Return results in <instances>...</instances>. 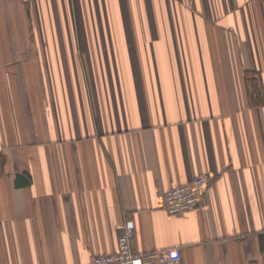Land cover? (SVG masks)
<instances>
[{"label": "crops", "instance_id": "obj_1", "mask_svg": "<svg viewBox=\"0 0 264 264\" xmlns=\"http://www.w3.org/2000/svg\"><path fill=\"white\" fill-rule=\"evenodd\" d=\"M252 78L264 93V0H0V264H93L126 220L136 252L264 264Z\"/></svg>", "mask_w": 264, "mask_h": 264}, {"label": "built area", "instance_id": "obj_2", "mask_svg": "<svg viewBox=\"0 0 264 264\" xmlns=\"http://www.w3.org/2000/svg\"><path fill=\"white\" fill-rule=\"evenodd\" d=\"M211 176L201 173L193 179L169 188L164 196L163 208L168 214H181L194 209L207 189ZM134 222L126 220L121 224L114 253L97 255L93 264H180L181 250L171 247L147 252L132 249Z\"/></svg>", "mask_w": 264, "mask_h": 264}, {"label": "trees", "instance_id": "obj_3", "mask_svg": "<svg viewBox=\"0 0 264 264\" xmlns=\"http://www.w3.org/2000/svg\"><path fill=\"white\" fill-rule=\"evenodd\" d=\"M248 83H249V88H247V95L250 103L254 105H256L257 103L260 104L263 103L264 93L258 87L256 79L252 78V80H249Z\"/></svg>", "mask_w": 264, "mask_h": 264}]
</instances>
